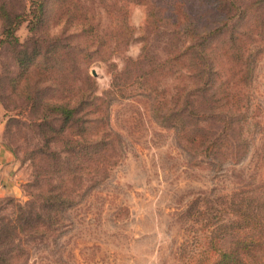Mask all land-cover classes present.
Returning a JSON list of instances; mask_svg holds the SVG:
<instances>
[{
  "label": "rangeland",
  "instance_id": "374dc122",
  "mask_svg": "<svg viewBox=\"0 0 264 264\" xmlns=\"http://www.w3.org/2000/svg\"><path fill=\"white\" fill-rule=\"evenodd\" d=\"M36 1L0 0L15 21L6 35L0 19V136L17 184L0 206L71 172L81 183L57 234L32 248L28 264H193L209 235L203 217L191 220L193 197L264 182V0H234L231 12L214 0H42L39 11ZM217 20L215 31L246 32L252 53L241 88L247 151L215 165L191 156L158 102L178 85L192 90L179 63L166 60L179 43L170 33ZM90 88L65 126L55 107Z\"/></svg>",
  "mask_w": 264,
  "mask_h": 264
},
{
  "label": "trees",
  "instance_id": "16d2710c",
  "mask_svg": "<svg viewBox=\"0 0 264 264\" xmlns=\"http://www.w3.org/2000/svg\"><path fill=\"white\" fill-rule=\"evenodd\" d=\"M36 2L39 11L43 3ZM214 2L217 11L227 8L231 12V5H235L234 0ZM235 14L229 13L223 19L224 24ZM0 19L3 32L10 35L15 21L4 3L0 4ZM177 20L178 16L173 23ZM221 22L202 23L196 26L200 31L170 33L179 43L171 45L166 60L179 63L176 72L190 81L192 90L183 94L178 85L175 95L158 102L162 105V122L176 128L178 140L191 156H203L215 165L237 161L247 151L248 141L242 133L247 106L241 104L244 97L241 88L250 74L252 53L244 40L246 32L215 31ZM90 84L93 86L92 80ZM92 97L90 88L74 101L67 100L55 107L65 126L71 124L75 113ZM91 106L98 107V103L92 102ZM41 174L42 171L37 172L38 176ZM57 181L39 189L23 203L7 200L0 206V264H28L32 248L44 244L50 232L57 234L61 211L76 202V188L81 183L72 172ZM258 188L260 193L253 195ZM191 202L194 205L191 220L203 217L200 222H206L204 227L209 228L206 249L200 257L191 258L193 264H264V182L230 196L199 194ZM210 211L216 212L212 219L207 215Z\"/></svg>",
  "mask_w": 264,
  "mask_h": 264
},
{
  "label": "crops",
  "instance_id": "0c3cea01",
  "mask_svg": "<svg viewBox=\"0 0 264 264\" xmlns=\"http://www.w3.org/2000/svg\"><path fill=\"white\" fill-rule=\"evenodd\" d=\"M15 159L4 145L0 136V197L9 196L16 192Z\"/></svg>",
  "mask_w": 264,
  "mask_h": 264
},
{
  "label": "water",
  "instance_id": "95a60500",
  "mask_svg": "<svg viewBox=\"0 0 264 264\" xmlns=\"http://www.w3.org/2000/svg\"><path fill=\"white\" fill-rule=\"evenodd\" d=\"M93 73H94V71H93Z\"/></svg>",
  "mask_w": 264,
  "mask_h": 264
}]
</instances>
